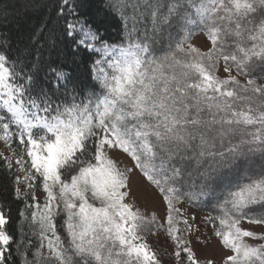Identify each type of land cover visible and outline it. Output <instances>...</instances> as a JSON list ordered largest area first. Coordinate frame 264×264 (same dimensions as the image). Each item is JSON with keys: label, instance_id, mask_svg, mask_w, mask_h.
Masks as SVG:
<instances>
[{"label": "snow or ice", "instance_id": "1", "mask_svg": "<svg viewBox=\"0 0 264 264\" xmlns=\"http://www.w3.org/2000/svg\"><path fill=\"white\" fill-rule=\"evenodd\" d=\"M92 5L58 0L47 44L0 32V264H264V0H104L114 40Z\"/></svg>", "mask_w": 264, "mask_h": 264}, {"label": "trees", "instance_id": "2", "mask_svg": "<svg viewBox=\"0 0 264 264\" xmlns=\"http://www.w3.org/2000/svg\"><path fill=\"white\" fill-rule=\"evenodd\" d=\"M57 2L58 0H0V4L7 3L13 6L7 19L0 18V32L10 33L13 46L17 41L21 45L30 46L31 37L37 34L39 35L38 44L49 43L50 37L55 35L60 27V24L57 23ZM104 6V0H93L90 16L96 21H103L102 29L109 38L114 40L117 31L115 21L110 16H105L103 12L97 11ZM41 29H43L42 32ZM69 69L78 72L82 77L85 74V67L82 64L79 67L69 65ZM13 146L19 151L18 142ZM9 184V179L3 172H0V193H6ZM183 207L187 208L188 205L185 204ZM189 212L204 217L207 214V209L201 210V208L193 207L189 209ZM162 237L165 238L163 235ZM155 238L156 236L151 237L153 240ZM163 243H166V238L163 239Z\"/></svg>", "mask_w": 264, "mask_h": 264}, {"label": "rangeland", "instance_id": "3", "mask_svg": "<svg viewBox=\"0 0 264 264\" xmlns=\"http://www.w3.org/2000/svg\"><path fill=\"white\" fill-rule=\"evenodd\" d=\"M193 43L197 45L202 44V40L199 37H193ZM0 152H4L5 155L8 154V149L7 147L0 142ZM119 161L121 162V166L123 165H130V160L125 156V155H120L119 156ZM132 187L133 191L138 194V204L144 208L147 207L150 210H155L158 216L163 215V210H162V205L159 199L153 195L152 188L147 184L145 178L137 171L133 176H132ZM192 213L188 211V215L191 216ZM195 215V221H194V228L196 226H199L200 232L205 233L206 235L210 236L211 233L207 231V229L204 227L203 224H201V220L203 216L199 214H192ZM163 238L162 235L156 236V238L153 240L151 239L150 242L151 244L155 247L158 244L163 247L165 243H163ZM153 241V243H152ZM193 247L196 249L197 254L203 259L205 256H211L214 255L217 261L220 259L221 255V250L220 246L218 245V242L216 239L213 237L212 239L209 240L208 245H202V244H197L195 242V236L193 237Z\"/></svg>", "mask_w": 264, "mask_h": 264}]
</instances>
